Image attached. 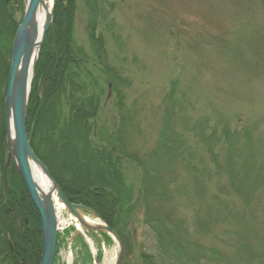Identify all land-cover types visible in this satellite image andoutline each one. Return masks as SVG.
Listing matches in <instances>:
<instances>
[{"label": "trees", "instance_id": "16d2710c", "mask_svg": "<svg viewBox=\"0 0 264 264\" xmlns=\"http://www.w3.org/2000/svg\"><path fill=\"white\" fill-rule=\"evenodd\" d=\"M61 1H55L53 27L40 48L25 126L30 146L65 196L93 208L116 231L122 249L119 264H131L136 225L152 238L148 249L141 246L140 264H264V220H259L264 211V145H254L247 128L240 132L225 125L207 131L197 122L189 124V119L177 116L182 103L169 93L156 145L142 154L129 149L124 93L116 85L120 74L107 62L103 37L96 35L94 5L84 0L89 57L69 27L73 5L69 9ZM25 3L0 0V264H38L41 254L38 211L13 161L6 184L3 169L7 161L3 100L12 39ZM90 61L106 84L92 74ZM112 89L121 122L108 132L95 118L105 90ZM190 137L198 139L205 155L198 153ZM129 162L140 172L136 189L126 180ZM75 168L77 175L66 176ZM212 179L213 192L207 186ZM191 183L195 194L190 205L183 200V191ZM184 204L193 207L191 223L180 214ZM78 240L81 250L86 249L80 236ZM85 256L89 261V253Z\"/></svg>", "mask_w": 264, "mask_h": 264}, {"label": "rangeland", "instance_id": "374dc122", "mask_svg": "<svg viewBox=\"0 0 264 264\" xmlns=\"http://www.w3.org/2000/svg\"><path fill=\"white\" fill-rule=\"evenodd\" d=\"M70 1L62 0L61 3L69 9L73 5L69 26L73 38L92 57L85 27L88 16L84 0ZM89 2L96 11V35L103 37L107 62L120 74L121 81L117 80L116 85L124 93L123 114L128 118L124 136L129 149L142 154L156 145L161 112L169 93L182 103L177 107V116L186 117L189 124L197 122L207 131L210 128L220 130L225 125L240 132L247 128L252 131L254 145H264V0ZM54 8L53 5V11ZM87 66L93 75L99 76L101 84L107 83L91 61ZM108 91L105 90L100 100L95 122L99 128L110 132L121 121L115 107L114 90ZM189 140L198 153L205 155L203 145L196 143L198 139L190 137ZM42 151L46 152L43 148ZM203 160L209 167L206 156ZM130 164L125 169L126 180L136 189L140 172L134 163ZM78 171L79 168L67 171L66 176H75ZM207 186L213 192L216 181L212 179ZM183 193L185 203L192 202L193 184ZM261 199L264 206L263 196ZM190 205H182L184 210L180 213L189 223L193 217ZM56 208L61 236L55 264H103L109 253L116 258L117 244L109 234L87 230L76 219L68 218V212L61 205ZM83 217L90 222L94 220L87 212H83ZM261 217L262 223L264 211ZM65 218L68 224L61 222ZM133 227L134 250L129 259L131 264H140L141 246L148 249L152 238L146 228ZM65 230L68 233L64 235ZM79 236L86 246L84 250H81ZM86 253L91 261L86 259Z\"/></svg>", "mask_w": 264, "mask_h": 264}, {"label": "water", "instance_id": "95a60500", "mask_svg": "<svg viewBox=\"0 0 264 264\" xmlns=\"http://www.w3.org/2000/svg\"><path fill=\"white\" fill-rule=\"evenodd\" d=\"M53 1L50 11L45 15L42 27L39 28L36 14L39 7L45 6L46 0H27L22 20L16 27L12 39L9 74L3 100L6 147L8 148L7 161L4 166V184L7 183V167L13 161L20 178L24 182L28 196L39 214L41 254L38 264H54L56 258L58 233L56 202L85 229L95 233L101 230L109 234L115 240L118 249L114 264H119L122 249L116 231L107 226L93 208L76 202L73 203L65 196L56 179L51 176L48 167L42 159L36 156L26 133L27 102L36 73L35 68L40 48L45 41L48 28L53 27ZM31 165H35L42 171L45 178L50 182L49 189H41L37 185ZM83 212L91 214L94 219L93 223L84 219Z\"/></svg>", "mask_w": 264, "mask_h": 264}, {"label": "bare ground", "instance_id": "6f19581e", "mask_svg": "<svg viewBox=\"0 0 264 264\" xmlns=\"http://www.w3.org/2000/svg\"><path fill=\"white\" fill-rule=\"evenodd\" d=\"M51 2L52 0H46L45 6L44 7H39L37 14H36V19L38 21L39 28L42 27L44 21H45V15L50 11L51 9ZM11 126V125H10ZM11 131H12V126H11ZM32 172H33V177L35 178V181L37 185L41 189H49L50 182L48 181L47 178H45L44 174L42 171L37 168L35 165H31ZM60 205L59 203L56 202V206ZM90 223H93L92 221ZM104 263L103 264H114L115 259L112 254L105 255L104 258Z\"/></svg>", "mask_w": 264, "mask_h": 264}]
</instances>
